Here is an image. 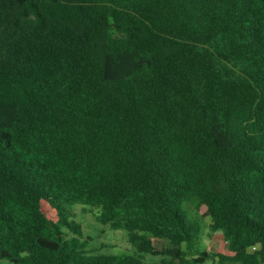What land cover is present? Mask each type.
Segmentation results:
<instances>
[{
  "label": "trees",
  "instance_id": "obj_1",
  "mask_svg": "<svg viewBox=\"0 0 264 264\" xmlns=\"http://www.w3.org/2000/svg\"><path fill=\"white\" fill-rule=\"evenodd\" d=\"M77 204L149 264H264V0H0V264H147Z\"/></svg>",
  "mask_w": 264,
  "mask_h": 264
},
{
  "label": "rangeland",
  "instance_id": "obj_2",
  "mask_svg": "<svg viewBox=\"0 0 264 264\" xmlns=\"http://www.w3.org/2000/svg\"><path fill=\"white\" fill-rule=\"evenodd\" d=\"M48 207V206H47ZM46 207V212L50 217H55V214ZM75 219L81 223L84 230V239H86V251L91 253L115 255L120 253L142 254L138 245L133 244L129 240L128 231L124 229H113L110 225L102 224L98 221V208L84 204H77L74 206ZM198 216L203 224V232L200 241L201 249H206L213 253H224L231 255L229 250V243L224 239L221 233H211L208 229V224L211 222L210 216L206 212V207L203 206L198 211ZM156 247H168L170 244L161 239L154 238ZM143 261L147 264L152 262H159L162 256L152 254H142ZM4 264H10L4 262ZM205 264H214L212 260Z\"/></svg>",
  "mask_w": 264,
  "mask_h": 264
}]
</instances>
